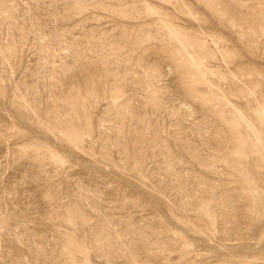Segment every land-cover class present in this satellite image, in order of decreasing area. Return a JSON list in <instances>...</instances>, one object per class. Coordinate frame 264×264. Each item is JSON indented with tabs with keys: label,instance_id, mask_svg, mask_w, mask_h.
Returning <instances> with one entry per match:
<instances>
[{
	"label": "rangeland",
	"instance_id": "obj_1",
	"mask_svg": "<svg viewBox=\"0 0 264 264\" xmlns=\"http://www.w3.org/2000/svg\"><path fill=\"white\" fill-rule=\"evenodd\" d=\"M0 264H264V0H0Z\"/></svg>",
	"mask_w": 264,
	"mask_h": 264
}]
</instances>
